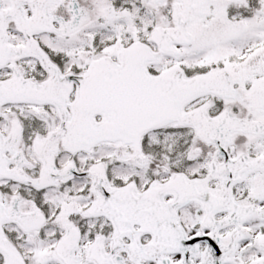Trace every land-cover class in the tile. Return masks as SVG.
<instances>
[{"label": "snow or ice", "instance_id": "6c2138e0", "mask_svg": "<svg viewBox=\"0 0 264 264\" xmlns=\"http://www.w3.org/2000/svg\"><path fill=\"white\" fill-rule=\"evenodd\" d=\"M0 264H264V0H0Z\"/></svg>", "mask_w": 264, "mask_h": 264}]
</instances>
